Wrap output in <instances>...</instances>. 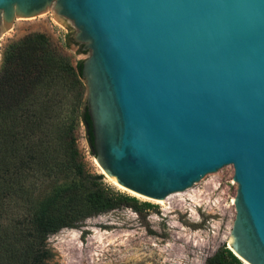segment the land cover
<instances>
[{
    "label": "water",
    "instance_id": "water-1",
    "mask_svg": "<svg viewBox=\"0 0 264 264\" xmlns=\"http://www.w3.org/2000/svg\"><path fill=\"white\" fill-rule=\"evenodd\" d=\"M54 6L82 60L95 160L155 200L231 164L228 249L264 264V0H0V32Z\"/></svg>",
    "mask_w": 264,
    "mask_h": 264
},
{
    "label": "trees",
    "instance_id": "trees-1",
    "mask_svg": "<svg viewBox=\"0 0 264 264\" xmlns=\"http://www.w3.org/2000/svg\"><path fill=\"white\" fill-rule=\"evenodd\" d=\"M82 60L45 33L10 42L0 64V264H49L47 238L120 207L148 203L110 192L85 165L76 127L95 155ZM228 248L206 264H239Z\"/></svg>",
    "mask_w": 264,
    "mask_h": 264
},
{
    "label": "rangeland",
    "instance_id": "rangeland-1",
    "mask_svg": "<svg viewBox=\"0 0 264 264\" xmlns=\"http://www.w3.org/2000/svg\"><path fill=\"white\" fill-rule=\"evenodd\" d=\"M70 29L69 20L59 16L53 5L36 16H17L0 32V64L10 42L35 32L50 36L73 63L87 58L89 50L76 52L67 41ZM76 134L86 168L102 176L103 187L148 205L141 212L127 206L113 209L85 219L78 228L50 234L47 244L53 257L49 264H206L217 250L228 248L237 191L231 164L159 202L116 186L96 162L82 123Z\"/></svg>",
    "mask_w": 264,
    "mask_h": 264
},
{
    "label": "bare ground",
    "instance_id": "bare-ground-1",
    "mask_svg": "<svg viewBox=\"0 0 264 264\" xmlns=\"http://www.w3.org/2000/svg\"><path fill=\"white\" fill-rule=\"evenodd\" d=\"M101 170H102V169H101ZM108 178H110V179L112 180V182H113L114 184H116V186H118L119 188H122V189H124V190L129 191L131 194H134L135 196H139V197L148 198V197H145V196H143V195H140V194H138V193L132 192V191H130V190L124 188L123 186L119 185V184L116 182V180H114L113 178H111V177H108ZM148 199H152V198H148ZM152 200H155V199H152ZM155 201L162 202V201H160V200H155ZM245 262H246V261H245ZM248 264H249V263H248Z\"/></svg>",
    "mask_w": 264,
    "mask_h": 264
}]
</instances>
